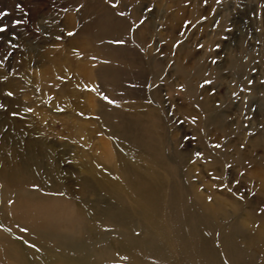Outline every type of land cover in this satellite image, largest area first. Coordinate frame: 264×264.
Wrapping results in <instances>:
<instances>
[{
    "label": "rangeland",
    "instance_id": "374dc122",
    "mask_svg": "<svg viewBox=\"0 0 264 264\" xmlns=\"http://www.w3.org/2000/svg\"><path fill=\"white\" fill-rule=\"evenodd\" d=\"M114 2L0 0V13H6L0 15V26L7 25L0 32V158L9 157L13 148H21L19 154L42 149L41 175L55 164L64 188L51 193L35 187L41 196L56 200L52 210L39 206L37 211L12 198L0 180L6 212L13 210L26 220L39 214L49 220L59 216L65 223L62 232L81 231L73 236L90 250L113 243L115 261L107 264H134L137 259L143 264H223L220 247L230 251L225 264H264V254L233 230L246 215L264 227L259 186L264 180V0H120L115 9ZM120 11L126 15L120 17ZM132 23L139 27L126 31ZM116 38L126 43H111ZM205 79L212 84L200 87ZM101 93L116 103H108ZM197 151L203 155L196 156ZM125 160L136 171L153 170L155 225L145 215L146 203L125 193L109 196L79 165L92 162L121 185L122 173L114 166ZM79 200L85 208L94 206L97 218L82 213ZM118 203L134 208L128 221L108 220L119 211ZM135 225L142 230L130 234ZM85 226L116 232L114 237L107 234L103 244L97 240L101 238L83 234Z\"/></svg>",
    "mask_w": 264,
    "mask_h": 264
},
{
    "label": "bare ground",
    "instance_id": "6f19581e",
    "mask_svg": "<svg viewBox=\"0 0 264 264\" xmlns=\"http://www.w3.org/2000/svg\"><path fill=\"white\" fill-rule=\"evenodd\" d=\"M56 73V72H55ZM64 88V87H63ZM62 88H60L61 91ZM67 92V91H65ZM61 93V92H60ZM153 111V110H152ZM147 112V111H146ZM152 114V113H151ZM154 115V114H153ZM149 116V115H148ZM157 116V115H156ZM145 117V116H144ZM147 117V116H146ZM156 118V117H155ZM154 118V119H155ZM143 119V118H142ZM147 119V118H146ZM149 120V119H148ZM149 122V121H147ZM151 122V121H150ZM142 123V122H140ZM146 123V120H145ZM150 124V123H149ZM135 125V124H134ZM133 125V126H134ZM148 125V123H147ZM143 124V127L147 126ZM131 126V125H130ZM150 127V126H148ZM141 128L139 130H142V127H138ZM147 128V127H145ZM205 128V127H204ZM211 128V127H210ZM143 130H145L143 128ZM162 130V129H161ZM146 131V130H145ZM206 131V130H205ZM207 132V131H206ZM143 133V132H142ZM147 135V134H146ZM154 135V134H153ZM140 136V135H139ZM152 137V133L150 138ZM143 138V137H142ZM149 138V139H150ZM213 138V137H212ZM147 139V138H146ZM148 139V140H149ZM142 141V140H140ZM34 142V141H33ZM133 142V141H132ZM131 142V143H132ZM158 142H160L158 140ZM168 142V139H167ZM35 143V142H34ZM29 142L28 146H30V148L35 147V144ZM143 143V142H142ZM158 144V143H157ZM130 145V144H129ZM138 145V144H137ZM160 145V144H159ZM153 146V145H152ZM37 147V144H36ZM124 147V146H123ZM130 147V146H129ZM154 147V146H153ZM165 147V146H164ZM170 147V146H169ZM25 148V147H24ZM41 148V147H40ZM161 149V147H158ZM204 148H208V147H204ZM21 149V148H20ZM19 148H13V150H10L11 154L9 155V157L6 156H2L0 158V180H2V183H4L6 185V189L11 190L12 192V198H15L17 200H24L25 204L28 205V207L33 208L35 210L38 211V207L41 206V208H46L48 210H52L54 208V203L55 201H53L52 199H50L48 196L47 197H43V195L41 196L37 190L35 189V187H39V189H45L47 192H55L58 189H64L63 185L61 184L62 179H60V171L58 170V168L56 167L55 164H52L51 166L47 167L46 170H44V172H42L43 174L41 175L40 172V158L38 157V153L42 154L40 151H34L32 150V152H30L29 154H19L21 153V150ZM132 149V148H131ZM130 149V150H131ZM147 149V148H146ZM153 149V148H152ZM25 150V149H24ZM72 150V149H71ZM128 150V149H127ZM133 150V149H132ZM172 150V149H171ZM136 150H134L135 152ZM154 151H156L154 149ZM159 151V150H158ZM161 151V150H160ZM170 151V150H169ZM209 151V150H208ZM26 152V151H25ZM138 152V151H137ZM207 152V151H206ZM152 153V151H151ZM155 153V152H154ZM157 153V151H156ZM220 153V152H219ZM130 154V153H129ZM134 154V153H133ZM138 154V153H137ZM176 154V153H175ZM208 154V153H207ZM210 154V152H209ZM224 154V153H222ZM132 155V154H131ZM157 155V154H154ZM160 155V153H159ZM43 156V155H42ZM135 156V155H134ZM143 156V155H141ZM221 155H219L220 158ZM126 157V156H125ZM131 157V156H130ZM151 157V156H150ZM157 157H159L157 155ZM172 157V156H171ZM185 157V156H184ZM223 157V156H222ZM228 157V155H227ZM83 158V157H82ZM124 158V157H123ZM137 158V157H136ZM161 158V157H160ZM179 158V157H178ZM182 158V157H181ZM189 158V156H188ZM131 159V158H130ZM144 159V158H143ZM185 159V158H184ZM225 159V158H222ZM228 159V158H227ZM142 160V159H141ZM147 160V159H146ZM145 160V161H146ZM152 160V159H151ZM170 160V159H169ZM180 160V158H179ZM189 160V159H188ZM187 160V161H188ZM215 160V158H214ZM82 161V160H81ZM138 161V160H137ZM150 162V159L148 160ZM181 161V160H180ZM213 161V160H212ZM218 161V160H217ZM221 161V160H220ZM226 161V160H225ZM132 162V161H130ZM144 162V161H143ZM211 162V160H210ZM81 163V162H80ZM81 165V171L85 172V173H89L91 174L93 177H95L96 180V184L97 186L105 191L106 193H108L109 196H112V194H117L118 196H123L122 194H126V195H130L133 198L137 199L140 202H144V204L146 203V205L149 207V209L145 212V215L147 218L150 219V222H154L153 224L155 225V215H153L152 213L155 212V202H156V197H155V181H152L151 178L153 177V174L150 173L152 171H148L146 170L145 172H140L139 170L136 171L137 169L135 167H132V165H129V163H126V160L124 162H119L118 164H115L114 168L116 170L117 173H122V177H120L121 179V185L118 184V180L117 178H114V176H111L110 178V174L105 172V170L103 168H100L99 166H96L95 164L93 165L92 162L88 163V162H83ZM116 163V161H115ZM134 163V161H133ZM151 163V162H150ZM216 164V162H214ZM222 163V162H221ZM221 163H217L216 166H218V164ZM100 164V163H99ZM173 164V163H172ZM226 164V163H225ZM78 165V167H79ZM164 165V164H163ZM188 165V164H187ZM210 165V164H209ZM212 165V163H211ZM210 165V166H211ZM44 166V164H43ZM101 166V165H100ZM140 166V165H138ZM155 166V165H153ZM168 166V165H166ZM174 166V165H172ZM208 166V168L210 167ZM213 166V165H212ZM143 167V166H142ZM182 167V166H181ZM109 168V167H108ZM169 168V167H168ZM173 168V167H172ZM186 168V167H185ZM214 168V167H213ZM222 168V167H221ZM44 169V167H43ZM112 169V168H111ZM156 169V168H155ZM182 169V168H181ZM191 169V168H189ZM212 169V168H211ZM215 169V168H214ZM42 170V169H41ZM157 170V169H156ZM188 170V169H187ZM194 170V168H193ZM209 170V169H208ZM213 170V169H212ZM80 171V173H81ZM220 171V170H219ZM223 170H221L222 172ZM109 172V171H108ZM171 172V170H170ZM190 172V171H189ZM184 173V171H183ZM192 173V170H191ZM194 173V171H193ZM263 173V172H262ZM173 174V172L171 173ZM175 174V173H174ZM185 174V173H184ZM220 174V173H219ZM159 175V174H158ZM164 175V174H163ZM176 175V174H175ZM181 175V174H180ZM187 175V174H186ZM185 175V176H186ZM191 175V174H190ZM215 175V174H214ZM150 176V177H149ZM156 176V175H155ZM193 176V175H192ZM217 176V175H216ZM85 175L80 177V181L84 182L85 180ZM182 177V176H181ZM201 177V176H200ZM215 177V176H214ZM223 177V176H221ZM157 178V177H156ZM155 178V179H156ZM167 177L165 176V179ZM178 178H179V173H178ZM195 178V177H194ZM216 178V177H215ZM218 178V177H217ZM116 179V180H115ZM182 179V178H181ZM180 179V180H181ZM192 179V178H191ZM77 180V179H76ZM158 180V179H157ZM169 180V179H168ZM174 180V178H173ZM179 180V179H178ZM177 180V181H178ZM179 180V181H180ZM184 180V179H183ZM190 180V178H189ZM193 180V179H192ZM202 180V179H201ZM118 181V182H117ZM175 181V180H174ZM191 181V180H190ZM219 181V180H218ZM159 182V181H158ZM166 182L167 179H166ZM194 182V181H192ZM1 183V182H0ZM47 183V184H46ZM70 183V182H69ZM170 183V182H169ZM181 183V182H180ZM195 183V182H194ZM67 184V183H66ZM84 184V183H83ZM162 184V183H161ZM190 184V183H189ZM170 185V184H169ZM194 185V184H193ZM122 186V187H121ZM158 186V185H157ZM176 186V183H175ZM260 189L263 191L264 193V180L262 182H260ZM5 187V186H4ZM34 187V189H33ZM72 187V186H71ZM196 188V186H194ZM198 187V186H197ZM1 188V187H0ZM81 188L83 189V185L81 183ZM178 188H181L178 186ZM70 189V187H69ZM74 189V188H73ZM72 193L74 195H76L77 191H73ZM182 189V188H181ZM185 190V189H184ZM199 189H197L198 191ZM194 191V190H193ZM180 192V191H179ZM162 193V192H161ZM170 193V192H169ZM49 194V193H48ZM181 194V193H180ZM190 194V192H189ZM10 195V193H9ZM178 195V193H177ZM182 195V194H181ZM194 195V194H193ZM200 195V192H199ZM203 195V194H202ZM201 195V197H202ZM8 196V195H7ZM53 196V195H52ZM57 196V195H56ZM59 196V195H58ZM77 196V195H76ZM81 196V195H79ZM90 196V195H89ZM5 197V194H3V198ZM86 197V196H85ZM124 197V196H123ZM194 197V196H193ZM200 197V198H201ZM210 197V196H209ZM214 197V196H213ZM212 197V198H213ZM216 197V196H215ZM1 198L0 199V264H89L90 261L93 264H105L106 262H111L114 260L113 259V255L112 252L115 248V246H113L114 244H110L109 247H107L108 245H106V248H104V250H98V247H95L93 250L89 248L88 243L85 242L84 240H82V238L79 240V236L75 237L73 236V234L76 232V230L73 232H62V229L65 227V223L60 219V217L58 216V218H52V219H48L47 217H41V214L37 215V217L35 218H31V217H27L28 220L26 219H21L19 216L20 215H16L13 214V210L11 212H6L7 210V202ZM11 198V197H10ZM116 198V196H115ZM128 198V196H127ZM206 198V197H205ZM203 198V199H205ZM211 198V199H212ZM220 199V197H218ZM14 199V200H15ZM54 199V198H53ZM87 199V198H86ZM85 199V200H86ZM119 201H121V197H118ZM197 199V198H196ZM202 199V198H201ZM209 199V198H208ZM223 199V198H222ZM248 199V198H247ZM8 200V199H7ZM13 200V199H12ZM11 200V201H12ZM16 200V201H17ZM59 200V199H58ZM63 200V199H62ZM84 201V199H82ZM79 200V202L81 204H79L81 207L83 206V201ZM108 199H106L105 201H107ZM213 200H215L213 198ZM23 201V202H24ZM60 201V200H59ZM88 201V199H87ZM103 201V202H105ZM207 201V200H206ZM216 201V200H215ZM251 201V199H250ZM66 202V201H65ZM75 202V201H74ZM85 202V201H84ZM122 202V201H121ZM160 202V201H159ZM179 202V201H177ZM191 202V201H190ZM202 202V201H201ZM218 202V200H217ZM224 202V201H223ZM19 203V201L17 202ZM16 202L14 204H17ZM57 203V202H56ZM64 203V202H63ZM77 202H75L76 204ZM161 203V202H160ZM169 203V202H168ZM176 203V202H174ZM180 203V202H179ZM183 203V202H182ZM189 203V202H188ZM206 203V202H205ZM211 203V202H210ZM221 203V202H220ZM78 204V203H77ZM76 204V205H77ZM131 204V203H130ZM198 204V203H197ZM222 204V203H221ZM59 205L61 206V203H59ZM104 205V204H103ZM119 207V211H117L114 216L112 215V217L114 219H108L110 220H116L118 222H124V221H128L129 218L131 217V214H133L132 211H134V208H132L133 210H131V208H129L127 205L125 204H121L118 203L117 204ZM12 206V205H11ZM132 206V205H130ZM134 206V205H133ZM157 206V205H156ZM160 206V205H159ZM181 206V205H180ZM179 206V207H180ZM186 206V204H185ZM223 206V205H221ZM9 207V206H8ZM53 207V208H52ZM83 208H81L82 213L87 214L89 213L90 218L92 217V215L98 214V212L96 210H94L95 208H93L92 206H90L91 208H85V206H83ZM146 207V208H148ZM170 207V206H169ZM179 207H177L178 209H180ZM12 208V207H10ZM14 208V205H13ZM74 208V207H73ZM161 208V207H160ZM167 208V207H166ZM202 208V207H201ZM214 208V207H213ZM219 208V207H218ZM45 209V210H46ZM68 209V208H66ZM136 209V208H135ZM145 209V208H144ZM177 209V210H178ZM204 209V208H203ZM115 210V209H114ZM153 212H152V211ZM173 211V209H171ZM186 210V209H184ZM212 210V209H208ZM19 213V210H17ZM22 211V210H20ZM40 211V208H39ZM47 211V210H46ZM66 211V210H64ZM158 211V210H157ZM170 211V210H168ZM176 211V210H175ZM180 211V210H179ZM182 211V210H181ZM207 211V212H208ZM241 211V210H240ZM52 212V211H51ZM68 212V211H66ZM95 212V213H94ZM160 212V211H159ZM171 212V211H170ZM178 212V211H177ZM210 212V211H209ZM208 212V213H209ZM220 212V211H219ZM257 212V211H256ZM37 213V212H35ZM34 214V216H36ZM42 213V212H39ZM48 213V212H47ZM50 213V212H49ZM58 213V212H57ZM56 213V214H57ZM135 213V212H134ZM141 213V212H140ZM156 213V212H155ZM175 213V212H174ZM180 215V212H178ZM177 213V214H178ZM218 213V212H217ZM136 214V213H135ZM157 214V213H156ZM176 214V213H175ZM174 214V215H175ZM191 214V213H190ZM194 214V213H193ZM204 214V213H203ZM246 214V213H245ZM30 215V214H28ZM54 215V214H53ZM141 214V217L142 218ZM171 215V213L169 214ZM207 215V213H206ZM240 215V214H239ZM52 216V215H51ZM110 216V215H109ZM138 216V215H137ZM144 216V215H143ZM159 216V215H157ZM183 216V214L181 215ZM190 216V215H189ZM25 217V216H23ZM50 217V216H49ZM104 217V215H103ZM176 217V216H175ZM47 220H46V219ZM51 218V217H50ZM67 218V217H66ZM94 218V217H93ZM97 218V216L95 217ZM108 218V217H107ZM157 218V217H156ZM168 218V217H167ZM180 218V217H179ZM233 218V217H232ZM246 218V220H245ZM244 220L242 221V219H240V224L238 226H235V229H233L236 233H241V238L246 239L247 242L249 243V245L251 246L250 248L257 252L258 254H264V227L263 226H257L254 225L255 221L252 220L251 218H248L247 215L245 216ZM85 219V218H84ZM83 219V220H84ZM139 219V217H138ZM145 219V217H144ZM213 219V218H212ZM220 219V218H218ZM225 219V217H224ZM223 219V220H224ZM69 220V219H68ZM76 220V219H75ZM105 220V219H104ZM107 220V219H106ZM132 220V219H131ZM188 220V219H187ZM222 220V219H221ZM222 220V221H223ZM97 221V220H96ZM103 222V220H101ZM147 221V220H146ZM182 221V219H181ZM198 221V220H197ZM89 222V221H88ZM185 222V221H184ZM210 222V221H209ZM233 222V221H232ZM112 223V221L110 222ZM128 223V222H127ZM144 223V222H143ZM141 223V224H143ZM199 223V222H198ZM216 223V222H215ZM75 224V223H74ZM135 224V223H134ZM157 224V223H156ZM160 224V223H159ZM200 224V223H199ZM114 225V224H113ZM144 225V224H143ZM174 225V224H173ZM171 225V226H173ZM201 225V224H200ZM206 225V224H205ZM232 225V224H231ZM127 226V225H125ZM158 226V225H157ZM161 225H159L160 227ZM144 227V226H143ZM231 227V226H230ZM27 228L28 231L24 232L22 231V229ZM124 228V227H122ZM134 229H130V234H136L135 232L137 231H141L142 228L139 226H134ZM156 228V227H155ZM162 228V227H161ZM168 228V227H167ZM171 228V227H170ZM174 228V227H173ZM176 228V227H175ZM14 229V230H13ZM149 229V228H148ZM199 229V228H198ZM205 229H208V227H206ZM118 230V229H117ZM153 230V229H152ZM155 230V229H154ZM160 230V229H159ZM162 230V229H161ZM164 230V229H163ZM177 230V229H176ZM126 233L128 232L127 230ZM146 231V229H145ZM165 231V230H164ZM114 232L109 229L108 232H103L95 227H88L85 226V228L83 229V234L85 233V235L87 236H91L93 237V240L95 239V237L101 238L100 240L97 239L98 241H101L102 239H107L104 237H107V234L109 233H113V237H114ZM154 232V231H153ZM161 232V231H159ZM82 233L81 231H77L76 234ZM148 233V232H147ZM146 233V234H147ZM218 233V232H217ZM243 233V235H242ZM75 234V235H76ZM124 234V232H123ZM138 234V233H137ZM151 234V231H150ZM160 234V233H159ZM162 234V233H161ZM204 234V233H203ZM206 234V232H205ZM15 237H14V236ZM149 235V234H148ZM130 236V235H129ZM193 236V235H192ZM204 236V235H203ZM218 236V235H217ZM236 236V234L234 235ZM240 235H238L239 237ZM17 237V239H15ZM111 237V236H110ZM128 237V235H127ZM136 237V236H135ZM152 237V236H150ZM195 237V236H194ZM222 237V236H221ZM19 238V239H18ZM117 237H115L114 239H116ZM122 238V237H121ZM130 238V237H129ZM144 238V237H143ZM171 238V237H170ZM113 239V238H112ZM123 239V238H122ZM125 239V238H124ZM127 239V238H126ZM131 239V238H130ZM142 239V238H141ZM153 239V238H152ZM109 240V239H108ZM111 240V239H110ZM137 240V239H136ZM155 240V239H154ZM173 240L175 241V238H173ZM194 240V238H193ZM225 240V239H224ZM235 240V239H234ZM240 240V238H239ZM92 241V240H91ZM104 240H102L103 242ZM153 241V240H152ZM200 241V240H199ZM206 241V240H205ZM217 241V240H216ZM110 242V241H109ZM114 242V241H113ZM118 242V241H117ZM121 242V241H120ZM118 242V243H120ZM139 242V241H138ZM155 242V241H154ZM193 242V241H192ZM101 243V242H100ZM128 243V240H127ZM187 243V242H186ZM104 244V242H103ZM108 244V243H107ZM132 244V243H131ZM138 244V243H137ZM136 244V245H137ZM143 244V243H142ZM206 244V243H205ZM218 244V242H217ZM32 245H35V247H32ZM99 245V244H98ZM122 245V244H121ZM125 245V244H124ZM140 245V244H139ZM158 245V244H157ZM166 245V244H165ZM187 245V244H186ZM194 245V244H193ZM97 246V245H96ZM102 246V244L100 245ZM134 246V245H133ZM133 246L131 245V249L133 248ZM147 246V244H146ZM155 246V245H153ZM195 246V245H194ZM197 246V245H196ZM212 246V245H211ZM129 246L126 245L125 248H128ZM139 247V246H138ZM137 247V248H138ZM151 246H149L150 249ZM165 247V246H164ZM143 248V247H142ZM203 248V247H201ZM144 249V248H143ZM157 249V246H156ZM193 249V248H192ZM206 249V248H205ZM121 250V249H120ZM133 250V249H132ZM166 250V249H165ZM235 250V249H234ZM154 251V250H153ZM186 251V250H185ZM196 251V250H195ZM122 252V251H121ZM151 252V251H150ZM193 252V251H192ZM207 252V251H206ZM205 252V253H206ZM133 253V252H132ZM161 253V251H160ZM209 253V252H208ZM207 253V254H208ZM125 254V253H124ZM218 254V253H217ZM220 256H221V260L222 263L225 264V261H227V257L230 255V251H228L227 249L220 247V252H219ZM126 255V254H125ZM158 255V254H157ZM180 255V254H179ZM188 255V254H187ZM186 255V256H187ZM192 255V254H191ZM209 255V254H208ZM238 255V254H237ZM150 256V254L148 255ZM156 256V255H154ZM184 256V257H186ZM239 256V255H238ZM129 258V256H127ZM127 257H124V259H126ZM137 257L139 258V256L137 255ZM171 257V256H170ZM192 256H190V258H192ZM195 257V256H194ZM132 258V257H131ZM130 258V259H131ZM133 258H136L133 257ZM156 258V257H155ZM203 258V257H201ZM206 258V256H205ZM128 259V260H130ZM154 259V257H153ZM157 259V258H156ZM159 259V257H158ZM187 260V258H185ZM197 259V258H196ZM199 259V258H198ZM155 260V259H154ZM193 260V259H192ZM103 261H105V263H102ZM115 261V260H114ZM113 261V263H114ZM158 261H161L160 259ZM163 261V260H162ZM161 261V262H162ZM199 261V260H198ZM212 261V260H211ZM210 261V262H211ZM135 262V260H134ZM148 262V261H147ZM167 262V261H165ZM169 262V261H168ZM172 262V260H171ZM188 262V261H187ZM191 262V261H190ZM189 262V264H191ZM196 262V261H194ZM214 262V261H213ZM229 262V261H228ZM128 263V262H127ZM136 264H143V263H139L138 259L135 262ZM134 263V264H135ZM149 263V262H148ZM164 263V261H163ZM161 263V264H163ZM199 264V262H196ZM209 263V262H208ZM107 264V263H106ZM109 264V263H108ZM122 264V263H121ZM125 264V262L123 263ZM214 264V263H212Z\"/></svg>",
    "mask_w": 264,
    "mask_h": 264
},
{
    "label": "snow or ice",
    "instance_id": "6c2138e0",
    "mask_svg": "<svg viewBox=\"0 0 264 264\" xmlns=\"http://www.w3.org/2000/svg\"><path fill=\"white\" fill-rule=\"evenodd\" d=\"M206 2H207V0H205V3H206ZM217 2L219 3V0H217ZM119 3H120V0H115V2L112 4V7L115 9ZM4 14H6V13H0V15H4ZM117 14H118L120 17H124V16L126 15V13H125L124 11H120V12H118ZM143 22H144L143 20H140V24H143ZM185 23L188 24V25H191V21H186ZM138 27H139L138 24H136V23H132V24H130V25L128 26V28L126 29V31H132L133 29H136V28H138ZM6 28H7V25L0 26V32L5 31ZM69 35H72V33H69ZM111 43H115V44L123 45V44L126 43V41H125L124 39H122V38H116V39H114L113 41H111ZM176 43H177V44H180L181 41H177ZM197 46H198V47H201V48L203 47V45H199V44H198ZM216 47L219 48V45L217 44ZM215 62H216V61H213V63H215ZM249 83H252V81H249ZM210 84H212V81H211V80H207V79H205V80L203 81V84L200 85V87H204V85H210ZM85 88H89V86H88V85H85ZM180 88L183 89V85H180ZM90 90H91V91H96L95 87H91ZM8 95L11 96L12 93L9 92ZM100 95H101L102 99H104L105 101H108V103H110V104H115V103H116L115 100L109 99V97H108L107 95H104L103 93H101ZM232 95L235 96L236 93L233 92ZM29 111H31V109H29ZM13 115H15V113H13ZM195 120H196V118H195V117H192V122H193V123H195ZM180 123H182V121H180ZM185 139H187V137H185ZM192 139H195V137H192ZM214 147L219 148L220 145H219V144H216ZM241 147H243V145H241ZM195 155L199 157V156H202L203 153L197 151V152H195ZM228 167H231V166L229 165ZM241 175H242V174H241ZM217 179H219V178H217ZM235 182H236V183H239L238 180L235 181ZM222 186H224V185H222ZM225 187H226V186H225ZM230 190H231V189H229V191H230ZM9 203H11V201H9ZM22 231L27 232L28 229H27V228H24V229H22ZM32 247H35V245H32Z\"/></svg>",
    "mask_w": 264,
    "mask_h": 264
}]
</instances>
